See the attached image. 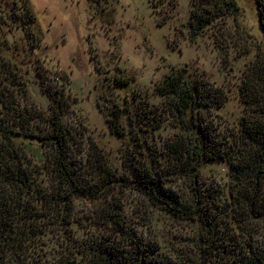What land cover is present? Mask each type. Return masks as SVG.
<instances>
[{"label": "rangeland", "instance_id": "374dc122", "mask_svg": "<svg viewBox=\"0 0 264 264\" xmlns=\"http://www.w3.org/2000/svg\"><path fill=\"white\" fill-rule=\"evenodd\" d=\"M217 1L219 16L194 34L193 15H214L215 8L209 6L213 2L0 0V45H5L4 59L18 66L28 105L49 107L39 68L51 74L54 87L64 83L71 103L65 120L84 148L74 160H82L84 170L91 139L118 176L131 181L130 169L146 166L155 176L163 174L167 187L189 201L190 178L167 172L174 170L171 145L189 138L190 131L169 112V99L157 90L167 75L181 73L201 94L196 126L203 122L201 127L224 154L202 159L199 166L202 198L213 202L210 197L216 195L223 210L236 190L231 163L238 158V148H246L240 143L242 124L252 120L264 103V32L255 0H235L236 11L228 9L227 0ZM26 3L36 17L33 30L42 38L37 48L31 47L29 28L22 23ZM194 132L191 137L196 138ZM16 141L35 162H44V149L36 139L18 136ZM112 193L106 203L115 202L128 225L156 252L172 261L194 252L196 221L169 215L132 182L120 183ZM72 206L75 236L111 233L97 223L102 205L79 197ZM251 227L252 237L244 234L243 240L261 251L264 222ZM59 230L52 225L42 230L35 244L38 253L51 256L59 249L64 234Z\"/></svg>", "mask_w": 264, "mask_h": 264}, {"label": "trees", "instance_id": "16d2710c", "mask_svg": "<svg viewBox=\"0 0 264 264\" xmlns=\"http://www.w3.org/2000/svg\"><path fill=\"white\" fill-rule=\"evenodd\" d=\"M206 1L213 2L209 6L216 13L193 15L194 34L210 25L221 11L217 0ZM255 3L264 32V0ZM226 5L231 11L238 10L235 0H227ZM24 7L22 23L29 28L31 47L37 48L42 38L33 30L36 17L27 3ZM4 47L0 45V264H264V248L260 251L251 241L243 240L244 234L252 237V223L264 222V103L252 120L242 124L240 143L246 148L239 147L238 158L231 163L236 190L230 194V205L222 210L216 195L210 197L213 202L202 198L199 166L202 159L223 158L224 154L217 148L220 144L201 127L203 122L196 126L201 94L181 73L167 75L157 90L169 99V112L185 130L191 136L197 130L196 138H181L171 145L174 170L167 172L190 178L193 194L189 201L167 187L163 174L155 176L146 166L131 168V181L118 176L91 139L85 150L84 170L82 160H74L84 148L65 120L71 103L64 94V83L61 88L54 87L49 82L51 74L39 68L49 107L43 110L28 105L25 81L18 66L4 59ZM63 80L68 82L66 77ZM261 81L264 84V76ZM18 136L39 142L45 152L43 163L35 162L16 141ZM124 182H132L169 215L197 222L195 249L190 256L172 261L156 252L128 225L115 202L106 203L114 187ZM79 197L102 205L97 223L111 233L74 235L72 203ZM48 225L64 233L59 249L51 256L35 249Z\"/></svg>", "mask_w": 264, "mask_h": 264}]
</instances>
